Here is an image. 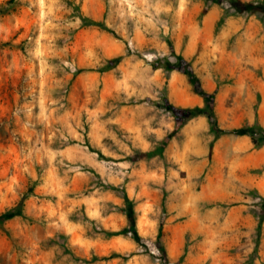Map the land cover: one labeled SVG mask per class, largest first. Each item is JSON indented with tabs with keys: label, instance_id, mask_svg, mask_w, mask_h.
<instances>
[{
	"label": "rangeland",
	"instance_id": "1",
	"mask_svg": "<svg viewBox=\"0 0 264 264\" xmlns=\"http://www.w3.org/2000/svg\"><path fill=\"white\" fill-rule=\"evenodd\" d=\"M258 48L264 0H0V264H264Z\"/></svg>",
	"mask_w": 264,
	"mask_h": 264
},
{
	"label": "trees",
	"instance_id": "2",
	"mask_svg": "<svg viewBox=\"0 0 264 264\" xmlns=\"http://www.w3.org/2000/svg\"><path fill=\"white\" fill-rule=\"evenodd\" d=\"M188 112H189V115H188L189 117L194 116V115H198V114H206L205 110L197 109V108H195L193 110H190ZM208 118L210 120L213 132L216 133V137H218L220 134H226V133H232V134H237V135L246 134V132L243 131V130H232V131L219 130L217 128V126H216L215 116L213 115L212 112L208 113ZM250 136L252 138L253 143L256 145L258 139H254V134L253 133H250ZM260 137H261L260 141H264V138H263L262 134L260 135ZM127 203H128V208L125 210V215L127 217V220L129 222L130 227H132V229H133V233H132L133 239L135 241H138L139 237H138L136 231L134 230V228H135V218H134V211H133V208H132V204L130 202H127ZM14 215H15V213H13V212L5 213L2 216H0V220L1 221L8 220V219L12 218Z\"/></svg>",
	"mask_w": 264,
	"mask_h": 264
},
{
	"label": "crops",
	"instance_id": "3",
	"mask_svg": "<svg viewBox=\"0 0 264 264\" xmlns=\"http://www.w3.org/2000/svg\"><path fill=\"white\" fill-rule=\"evenodd\" d=\"M219 12L215 9H211L205 16L206 18V25L209 27L212 25L216 19H218ZM236 21L228 20L225 24L226 27H224L225 30H230L233 27H236ZM264 56L262 55V49L258 48V61H263ZM261 73L262 77L264 79V66L261 67ZM261 78L259 80H261ZM258 117L260 121L264 124V94H261L260 97V103L258 106Z\"/></svg>",
	"mask_w": 264,
	"mask_h": 264
}]
</instances>
